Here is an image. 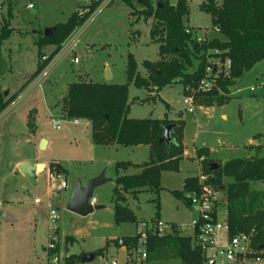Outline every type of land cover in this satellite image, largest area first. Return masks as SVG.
Listing matches in <instances>:
<instances>
[{"label":"rangeland","instance_id":"rangeland-1","mask_svg":"<svg viewBox=\"0 0 264 264\" xmlns=\"http://www.w3.org/2000/svg\"><path fill=\"white\" fill-rule=\"evenodd\" d=\"M177 1L168 0V3L174 5ZM203 1L190 0L185 20V25L193 28L199 36L203 35L205 28L212 31L210 16L199 9ZM28 4H32L33 8H27ZM133 4L126 5L122 0H114L109 7L94 15L83 26L80 36V64L71 66L65 57L51 71L41 90H36L8 112L0 114V264H44L43 250L51 241L59 242L58 246L79 256L98 250L114 255L118 248L115 246L117 238H133L140 230V223L157 213L165 222L187 225L192 214L174 191H182L186 177L203 173L196 150L203 148V145L211 147L213 152L201 158L212 160L213 164L264 155V86L258 85L263 62L257 63L236 80L229 93H223L229 100L223 105L214 104L211 114L203 111L209 107L189 106L185 102V97L189 95L183 93L180 83L166 86L159 92L139 89L130 84L129 101L132 102L128 117H166L174 123L183 121L181 146L184 152V144L189 154L181 158L177 171L161 173L158 209L153 193L141 192L136 199L127 194V206L134 219L123 223L114 221L113 180L117 174L116 164L147 161V147L136 149L134 146L116 148L96 145L91 138V127L85 128L84 121L80 122V126H74L72 119L61 118L58 112L66 87L78 80L101 81L102 74L103 78L106 77L105 62L111 65L114 74L106 81L125 84L129 53L134 56L141 76L146 75L142 62L157 60L158 44L149 38L151 22L138 16L141 4L137 0ZM9 6L12 16L8 22L12 33L0 42V95L4 101L15 93L19 98L24 91L20 92L19 89L28 84L27 80L40 60L37 42L43 31L64 23L77 9L76 12L85 10L78 0H0V29L3 20L7 19ZM43 47L47 53L41 52V55L50 54L54 49L53 46ZM78 71L85 75L77 78L74 74ZM251 86L255 91L248 90ZM237 89L241 91L235 93ZM5 93L8 94L5 96ZM46 100L57 107L54 114L50 115L47 111ZM190 108L192 112H189ZM250 139L261 146L249 145ZM43 140L46 142L45 149L40 150ZM23 159L30 163L56 160L68 170L65 176L68 189L49 199L47 171L22 175L15 165ZM126 173L136 174V170L131 167ZM100 174L108 181L95 188L93 195L98 205L104 208L86 217L67 211L73 180H80L82 185H86ZM230 182L229 178L223 179V184ZM251 188L262 190L264 184L251 183ZM221 198L224 203V191ZM36 199L39 204L34 203ZM49 205L51 209H57V220H49ZM3 213L9 216V221L3 219ZM66 237H71L73 242L65 241ZM170 257L166 256V252H158L149 264H181ZM96 263L97 260L83 264Z\"/></svg>","mask_w":264,"mask_h":264},{"label":"trees","instance_id":"trees-1","mask_svg":"<svg viewBox=\"0 0 264 264\" xmlns=\"http://www.w3.org/2000/svg\"><path fill=\"white\" fill-rule=\"evenodd\" d=\"M143 10L139 13L144 20L152 19L149 38L158 44V60L143 61L145 76L138 72L134 56L127 55L125 84H108L93 81H74L67 86L62 99V113L66 119H86L91 121V138L96 145H118L122 147L147 145L149 160L141 165L117 163L116 170L129 167L139 168L140 172L131 175H117L115 184L114 221L123 223L132 221L129 213L126 195L136 199L141 192L153 193L156 209L159 208V193L161 191V173L175 172L181 160V146L184 122H170L163 119H135L128 117L130 108L129 85L145 90L160 91L166 86L180 83L183 93L189 95L196 90L198 82L205 76L206 56L217 49L221 59L230 60L228 76L221 75L217 80V89L207 93H195V104L212 107L223 105L229 99L224 95L229 93L236 80L249 72L257 63L264 62V0H204L199 9L210 16L211 26L218 30L219 37L207 42L198 43L195 30L185 25L189 13L187 0H178L170 5L168 0H158L153 5L150 0H141ZM160 6H159V5ZM94 6L85 8L82 12L72 13L64 23L53 26L51 36H40L37 45V56H41L43 46H53L57 51L62 42L71 32L80 26L92 13ZM11 7L8 8L7 19L3 20L0 29V42L12 33L8 19L11 18ZM189 30V32H186ZM196 63V65H195ZM195 65V67H194ZM42 65L37 68L32 77L37 75ZM192 69V70H191ZM224 93V94H223ZM14 100V97L4 101L0 95V113ZM174 125L172 140L167 145L160 142L163 127ZM196 157H208V149L196 150ZM212 160L202 161V171L212 176L217 190L225 192L227 203V220L230 234L256 228L257 248L264 247V188L256 190L251 183L264 184V155L253 158H234L218 169L211 170ZM49 171L68 175L66 169L59 164H50ZM231 179L223 184V179ZM197 178L189 177L183 183L181 192L174 194L183 197V192L196 188ZM159 218L158 213L155 214ZM65 241L73 242L71 237ZM129 243L130 239H123ZM115 243L118 241L115 240ZM149 250L153 253L184 251L188 255V263L198 261V252L192 246L190 238H181L171 234L164 238H152ZM102 250L95 251L97 255ZM79 259V255H73Z\"/></svg>","mask_w":264,"mask_h":264},{"label":"built area","instance_id":"built-area-1","mask_svg":"<svg viewBox=\"0 0 264 264\" xmlns=\"http://www.w3.org/2000/svg\"><path fill=\"white\" fill-rule=\"evenodd\" d=\"M78 2L85 8L94 6L92 13L71 32L57 51L40 56L39 64L42 65V68L39 73L28 82L21 96L11 102L1 113L8 112L27 95L40 89L51 71L65 57H69L72 63H79V58L74 57V52L80 43V36L84 30L83 26L94 15L109 7L114 0H78ZM27 8H33V5L28 4ZM214 31L218 33L216 28ZM195 38L198 43L209 41L206 37L198 34H195ZM209 52L212 56H206L205 76L198 82L196 90L191 91L189 96L185 97V102L189 106L195 104V93H207L216 90L218 78L221 75L228 76L229 74L230 60L228 58L221 59V52L217 49H212ZM258 85L264 86V75ZM248 90L253 92L255 88L251 86ZM240 91L241 89H237L235 93ZM192 111L190 108L189 112ZM80 122L81 119H72L73 124H80ZM84 122L85 125L91 126V121L85 119ZM196 178V188L184 191L182 197V201L192 214L187 225L169 223L160 218L152 217L141 222L140 230H137L136 236L130 238L129 243L125 242L114 255H109L106 251L95 255L96 264H149L155 255L149 250L151 239H161L171 234H177L181 238H190L192 246L197 249L198 261L191 263H188V255L184 251H172L169 252L170 254H166L168 257L176 258L181 264H264V247L257 248L255 241L256 228L230 234L227 203L226 201L222 202V191L215 188L210 174L201 172ZM47 179L50 197L57 196L60 192H65L68 189V182L62 173L48 171ZM34 202L39 204L38 199ZM88 203L92 207L97 205L96 196L92 194ZM48 207L49 220H57V209H51L50 205ZM58 243L51 241L43 250L45 253L44 264H83L80 262V258L73 259L75 254L62 246H58Z\"/></svg>","mask_w":264,"mask_h":264},{"label":"crops","instance_id":"crops-1","mask_svg":"<svg viewBox=\"0 0 264 264\" xmlns=\"http://www.w3.org/2000/svg\"><path fill=\"white\" fill-rule=\"evenodd\" d=\"M123 2H125L126 3V5H134L133 4V2H134V0H122ZM140 1L141 0H137V2L140 4ZM151 2H152V0H150ZM154 2H152L153 3V5H155V4H157V1L156 0H153ZM187 2H188V5H189V2H190V0H187ZM175 5V4H174ZM141 6V9H139V12L140 11H142L143 10V7H142V5H140ZM130 8V7H129ZM78 10V9H77ZM76 10V11H77ZM75 11V12H76ZM74 13V12H73ZM129 13H130V11H129ZM128 13V14H129ZM141 14L139 13V15L138 16H140ZM142 16V15H141ZM143 20H144V18H143ZM145 21V20H144ZM147 21H149V22H151L152 23V19H148ZM211 23V22H210ZM190 28V27H189ZM211 28H212V31H207V30H205V29H203V35L202 36H204V37H206L207 39H209V40H211V39H214V38H217V37H219V35H218V33L217 32H215L214 31V28L211 26ZM137 34H139L138 32H137ZM79 47H80V43H79V45H78V47H77V49H76V51L74 52V57H78L79 58V63H77V64H75V63H72L71 62V60H70V58L69 57H67L68 58V62H69V64L71 65V66H74V65H78V64H80V62H81V59H80V56H79V53H78V50H79ZM41 52H45V53H47V51L45 50V48L44 47H42L41 48ZM157 60H158V58H157ZM156 60V61H157ZM156 61H153V62H156ZM151 62V61H150ZM37 64H38V61H37V63H36V68H37ZM105 68H106V77L105 78H103V74H102V79H101V81H97V82H99V83H108V84H111V83H109L108 81H106V80H109V79H111V78H113L114 77V74H113V71L111 70V65L110 64H108L107 62H105ZM263 65H264V62H263ZM103 69H104V66H103ZM36 70V69H35ZM35 72V71H34ZM34 72H33V74H34ZM33 74H32V76H33ZM108 74V75H107ZM50 75V74H49ZM82 75H85L84 73L83 74H81L79 71L77 72V73H75L74 74V76H76L77 78H81L82 77ZM264 75V66H263V68H262V71H261V74H260V77H259V79H258V83L260 82V80H261V78H262V76ZM30 77L28 80H27V82L28 81H30L33 77ZM48 78V77H47ZM47 78H46V80L44 81V83L47 81ZM69 84V83H68ZM26 85V84H25ZM25 85H23L19 90H20V92H22L25 88H26V86ZM25 86V88H23ZM42 86H43V84H42ZM23 88V89H22ZM42 88V87H41ZM41 88L40 89H37V90H41ZM22 89V90H21ZM66 90H67V87H66ZM36 91V90H35ZM35 91H33L32 93H34ZM23 93V92H22ZM21 93V94H22ZM31 93V94H32ZM8 94V93H7ZM17 93H15V94H13L12 96L14 97V96H16V98L14 99V101L15 100H17L18 99V97H17V95H16ZM30 95V94H29ZM29 95H27V96H29ZM158 96H159V93L157 94ZM26 96V97H27ZM159 98H160V96H159ZM161 99V98H160ZM22 101V100H21ZM20 101V102H21ZM164 101V100H163ZM19 102V103H20ZM46 102V108H47V111L50 113V115L51 114H54V112H55V110L57 109V107L55 106V105H51V104H49L48 103V101L46 100L45 101ZM166 102V101H165ZM167 103V102H166ZM168 104V103H167ZM169 105V104H168ZM170 106V105H169ZM203 108V107H202ZM212 107H209V108H207L206 110L205 109H203V111L204 112H207L208 114H211L212 113V109H211ZM30 114V113H29ZM58 115L61 117V118H64V117H62L63 116V113H62V104L60 105V109H59V112H58ZM223 118L225 119L226 117L223 115ZM68 120H71V119H68ZM85 119H81V121H84ZM71 122H72V120H71ZM73 124V123H72ZM74 126H80V124H73ZM85 128H90L91 126H87V125H83ZM90 132H91V130H90ZM172 135H173V133L171 132L170 133V137L172 138ZM249 142V145H251V146H256V147H260L261 145L259 144V143H257L255 140H249L248 141ZM111 146H114V147H121V146H118V145H111ZM142 146H145V147H147V152H148V158H147V161H144V162H142V163H132V162H119V163H130V164H132V165H140V164H143V163H145V162H148V160H149V146H147V145H138V146H134V148H136V149H139V148H141ZM183 147H184V152H183V154H182V157L181 158H183L185 155H187V154H189V151L186 149V147L184 146V144H183ZM203 148L205 147V148H207L208 150H209V153L211 154L212 152H213V149L211 148V147H208L207 145H203L202 146ZM193 150H194V146H193V148H192ZM192 150V151H193ZM186 157V156H185ZM198 159V158H197ZM203 158H200V159H198V162H202L203 160H202ZM37 161H39L40 163H36ZM52 163H54V164H59L60 166H62L59 162H57L56 160H51V161H49L48 163L47 162H45V161H40V160H36V161H34V163H30V162H28L27 160H20V161H17V163H16V168H17V170H18V166L19 165H21V164H30V165H32V166H34L35 168H37V169H35V170H33L32 171V174L31 175H36V174H40V173H43L44 171H47L48 172V169H49V165L50 164H52ZM39 166H41L39 169H41V172H38V167ZM63 167V166H62ZM64 168V167H63ZM129 168H131V167H129ZM129 168H127V169H129ZM134 170H136V174L137 173H139L140 172V169L139 168H134V167H132ZM201 168H202V166H201ZM64 169H66V168H64ZM127 169H118L117 170V174H116V176L117 175H131V174H127L126 173V171H127ZM67 170V169H66ZM19 171V170H18ZM20 172V171H19ZM67 172H68V170H67ZM22 174V173H21ZM22 175H26V174H22ZM193 175H195V174H192L190 177H192ZM187 178H189V177H186L185 179H187ZM185 179H184V181H185ZM108 181V180H107ZM106 181V182H107ZM184 181H183V183H184ZM113 183H114V180H113ZM183 183H182V185H183ZM94 192V191H93ZM60 193H62V192H60ZM59 193V194H60ZM58 194V195H59ZM47 195H48V192H47ZM48 197H50L49 195H48ZM98 202V201H97ZM35 203V202H34ZM36 204V203H35ZM4 214V213H3ZM8 216V215H7ZM5 220V219H4ZM7 221H9V220H7ZM123 239H124V237L123 238H121V239H119V238H117L116 240L118 241V243H117V245H115L116 247H118L117 248V250L121 247V246H123L124 245V243H123ZM105 251V250H104ZM167 253H169V252H166V254ZM79 258H80V256H79ZM154 259V258H153Z\"/></svg>","mask_w":264,"mask_h":264},{"label":"water","instance_id":"water-1","mask_svg":"<svg viewBox=\"0 0 264 264\" xmlns=\"http://www.w3.org/2000/svg\"><path fill=\"white\" fill-rule=\"evenodd\" d=\"M53 31H54L53 27L46 28L43 31V36L47 38L51 36ZM4 95L6 96L7 93H5ZM173 126L174 125H167L163 127V136L160 138V142L164 141L167 145L171 142L172 138L170 137V131L172 130ZM45 145H46V142L44 140L41 141L39 149L44 150ZM40 167L41 166H39L38 169ZM35 169L37 168H35L34 166L30 164H21L18 166V170L20 171V173L26 174V175H31L32 171ZM212 169L214 170L218 169V164H212L211 170ZM106 181L107 180L104 179L103 174H100L99 176L89 180L86 183V185H82L80 180H77V179L73 180L72 191H71L70 197L66 205V210L75 215L86 217L92 214L96 210L103 209L104 207L98 204L95 205L94 207L90 206L88 203V200L92 196L94 189L102 185ZM3 219L10 220L9 216H7L6 213L3 214ZM123 243L125 242L123 241ZM94 258H95L94 253H82L80 255V262L89 263V262H92Z\"/></svg>","mask_w":264,"mask_h":264}]
</instances>
